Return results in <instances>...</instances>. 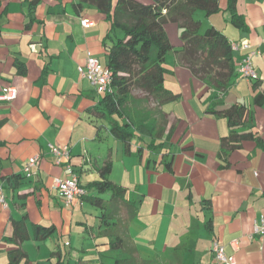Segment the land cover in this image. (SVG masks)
Wrapping results in <instances>:
<instances>
[{"label":"crops","instance_id":"1","mask_svg":"<svg viewBox=\"0 0 264 264\" xmlns=\"http://www.w3.org/2000/svg\"><path fill=\"white\" fill-rule=\"evenodd\" d=\"M29 1L0 0V92L16 90L13 101H0V183L7 205H0V264H8L7 253L16 248L7 241L15 231L26 264H102L117 255L108 250L107 238L97 236L95 227L103 225L97 223L96 212L80 200L67 205L50 192L53 178L69 174L53 164L48 145L68 148L72 172L83 187L99 179L98 169L110 158L108 180L125 188L123 199L136 210L128 222L133 206L117 203L112 220L125 225L140 258L178 246L184 252L181 264H217V244L233 264H264V234L254 231L264 218V151L252 140L231 150L222 147L229 134L226 119L206 111L215 93L193 75L191 68L198 63L182 49L178 26H164L174 48L163 64L168 70L164 87L178 99L153 111L142 101L136 113L145 116L142 127L163 129L156 142L164 147L143 149L137 156L138 148L150 141L140 133L125 155L109 134L110 118L93 113L101 95L78 73L88 56L105 67L102 43L111 44L120 33L107 38L105 16L87 4L77 10L73 5L78 0H37L32 11ZM218 5L216 14L205 17L202 12L207 28L221 32L229 43L246 40L249 47L232 51L234 77L214 111L246 106L251 113L247 126L264 142V103H253L264 87V0H237L244 31L230 23L226 0ZM84 20L88 25H82ZM197 20L204 33L207 28L201 31L202 20ZM31 44L36 52L29 49ZM248 50L257 51L252 59L256 79L251 81L236 72L237 60ZM33 156L39 158L34 185L21 174ZM100 197L109 200L108 193ZM33 225L53 227L54 233L36 241Z\"/></svg>","mask_w":264,"mask_h":264},{"label":"trees","instance_id":"2","mask_svg":"<svg viewBox=\"0 0 264 264\" xmlns=\"http://www.w3.org/2000/svg\"><path fill=\"white\" fill-rule=\"evenodd\" d=\"M150 1L144 4L137 0H78V3L73 5L77 10L81 9L83 4L94 6L103 14L109 22L107 38L110 39V34L115 32L120 33L111 44L104 41L102 43L106 58L105 67L111 72L113 92L101 95L99 107L93 112L110 118L111 137L122 144L125 155L130 154L131 140L140 133L147 134L150 141L145 148H138L137 156L141 155L143 149L154 152L164 147L163 142H156L163 133L162 128L155 130L151 127H142L145 116L143 114L138 116L136 113L143 100L134 98L132 93L134 91L142 93L148 102L152 100L158 106L178 99V95L168 91L163 84L164 75L168 71L163 64L167 54L174 48L167 38L164 26L167 23H174L180 29L182 49L192 56V58L189 56L192 61L198 63V68H191L193 75L205 82L215 93L206 111L226 119L229 134L222 139V147L231 150L240 147L243 141L252 140L264 151L261 137L247 126L251 113L246 106L235 104L222 111H214L220 104L217 102L219 96L227 91L234 77L232 51L227 38L213 27L200 33L201 24L194 18V14L201 11L205 17H209L218 13V0ZM36 2L37 0L29 1L30 11L34 9ZM236 2L237 0H226V10L230 14V23L244 31L246 24L243 16L236 11ZM253 103L255 107L263 105L264 87L254 96ZM146 111L143 108V112ZM113 117L120 122L113 120ZM164 167L168 170L169 163L166 162ZM110 171L111 160L108 158L98 169L97 181L89 183L86 187L79 183L84 189V196L79 200L101 211L97 219L99 224L103 225V229L101 225L98 226L97 236L107 238L108 250L117 253L116 256H109L110 259L103 261L102 264H181L184 252L178 246L167 249L162 255L154 258L139 257L136 246L126 237L125 225L120 219L112 220V216L117 213V203L133 208L134 205L124 201L123 195L126 191L124 187L108 180ZM87 191L94 192V195H88ZM106 193L109 194L108 201L100 197ZM135 216L134 208L133 216L128 222ZM53 233V227L32 226L33 239L36 241H43ZM7 241L16 245V248L7 253L8 264H20L22 261L26 264V254L19 247L21 238L17 232L15 231Z\"/></svg>","mask_w":264,"mask_h":264},{"label":"built area","instance_id":"3","mask_svg":"<svg viewBox=\"0 0 264 264\" xmlns=\"http://www.w3.org/2000/svg\"><path fill=\"white\" fill-rule=\"evenodd\" d=\"M82 25H88V21H82ZM231 51L247 50L248 42L240 40L229 43ZM29 49L36 52V46L31 44ZM257 55V51H246L236 62L237 74L247 80L256 79V73L252 65V59ZM80 77L86 80L94 90L99 94H112L111 72L101 66L91 57H86L83 67L78 68ZM16 98V90L13 87L4 88L0 92V101L11 102ZM53 164L57 167H63L69 174L64 178H53L50 184V192H55L65 204L70 205L74 200H79L84 196V189L80 186L78 177L72 172L70 164V153L66 146L48 145ZM38 156L30 157L21 169L23 177L31 184L37 182ZM0 205L6 207V199L3 193V186L0 183ZM256 234H264V218H261L259 224L254 227ZM214 257L217 264H233L232 258L225 255L223 247L215 244L213 246Z\"/></svg>","mask_w":264,"mask_h":264},{"label":"rangeland","instance_id":"4","mask_svg":"<svg viewBox=\"0 0 264 264\" xmlns=\"http://www.w3.org/2000/svg\"><path fill=\"white\" fill-rule=\"evenodd\" d=\"M202 12L201 11H197L196 13H195V17L198 19V18H200L201 20H202V28H201V31H204V29L205 28H207V23L204 21V19L202 18ZM170 35V37L172 38V35L171 34H169ZM174 40H175V31H174ZM132 95H133V97L134 98H136V99H141V100H143V101H148V99L144 96V94H142V93H139V92H135L134 91V93H132ZM171 103H173V102H171ZM167 104H169V103H167ZM164 105H166V104H164ZM146 106H147V109L148 110H154L155 108H157V106H156V103H154L152 100H150L147 104H146ZM152 110V111H153ZM137 141V139H135V138H133L132 140H131V142H136ZM111 142H113L112 141V139H111ZM91 195H94V194H91ZM104 195V194H103ZM103 197H105V196H103ZM86 203V202H85ZM85 207L86 208H88V209H90V210H92L93 212H96V214H97V216L99 215H101V211L99 210V209H93L92 208V206L91 205H89L88 203H86L85 204ZM97 223H98V221H97ZM95 231L97 232L98 231V226H96L95 227ZM86 235H85V237H88V231H86V233H85ZM66 242H67V240H65ZM71 256H72V254H71Z\"/></svg>","mask_w":264,"mask_h":264}]
</instances>
